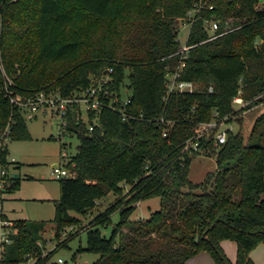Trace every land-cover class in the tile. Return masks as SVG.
<instances>
[{
    "label": "trees",
    "instance_id": "obj_1",
    "mask_svg": "<svg viewBox=\"0 0 264 264\" xmlns=\"http://www.w3.org/2000/svg\"><path fill=\"white\" fill-rule=\"evenodd\" d=\"M15 1L0 0L3 166L10 164L7 141L32 140L11 96L31 98L42 91L69 96L109 75L106 70L112 67L109 91L119 90L129 79L133 95L128 110L143 114V119L124 121L106 106L101 113H89L90 124L99 114L100 125L93 131L78 114L68 117L67 130L80 140L71 158L77 176L60 181L56 239L65 227L82 225L73 212L87 215L108 195L119 196L83 229L87 247H80L74 259L85 251L99 256L93 264H186L206 251L216 264H255L251 252L264 244V112L248 138L228 130L227 142L219 147L210 139L202 141L201 151L183 148L196 127L216 114L242 115L264 104V1H209L214 8L201 12L191 28L187 43L194 48L180 77L197 83L200 91L167 100L166 73L178 66L180 56L172 55L182 48L179 21L196 0ZM212 16L223 22L232 18L239 28L207 41L205 20ZM238 95L248 104L237 111L233 102ZM161 116L166 123L159 125ZM164 128L170 130L168 138L162 135ZM201 154L215 158L217 169L195 183L191 166ZM153 198L160 199V210L148 219L132 220L137 204ZM0 222H8L1 209ZM46 225L17 221L1 264H19L32 252L41 255L38 242ZM103 228L112 229L110 237L102 234ZM72 236L60 246L79 233ZM226 240L237 244L236 261L222 246ZM51 255L38 264H48Z\"/></svg>",
    "mask_w": 264,
    "mask_h": 264
},
{
    "label": "rangeland",
    "instance_id": "obj_2",
    "mask_svg": "<svg viewBox=\"0 0 264 264\" xmlns=\"http://www.w3.org/2000/svg\"><path fill=\"white\" fill-rule=\"evenodd\" d=\"M14 2L16 1L14 0ZM188 21L187 18L186 20L179 21L180 34L178 39L182 45L186 42L189 35L190 28ZM128 73L129 71L127 70L125 76ZM124 84L129 88V79L126 78ZM126 87L121 92L123 99H126L129 94ZM234 107L237 110L243 108L239 104H235ZM262 112H264V104L249 109L243 112L242 115H235L238 117L221 125L220 129L231 130L234 133L242 132L248 138L256 117ZM215 119L218 120V118ZM26 121L32 135V140L6 142L10 162L8 167L9 172L5 179L7 182L6 185H0L1 210L7 216L8 220H10L8 222L9 226H5V228H8L13 234L16 233L14 227L17 221H44L47 223L46 229L42 233L44 252L47 253L46 256L53 253L49 264L57 263L56 261L59 258L64 259L66 264H93L98 258L96 254L83 251L80 255L78 254L76 259L73 257L80 247L83 249L87 247V231L83 229L96 216L113 204L119 196L116 194L108 195L99 201L98 205L87 215H80L73 212L72 215L82 220V225L75 226V233L69 232L70 226L65 227L61 232L60 238L56 239L54 224L56 217L55 201L61 197V180H58L52 174L54 170L53 166L55 164L65 166V163L69 162L68 158H72V156L77 154L80 140L76 134L70 133L58 120L52 119L50 115L40 114L36 119ZM83 121L85 123L87 122L85 114ZM65 152L68 153V158H63ZM216 169V159L201 154L194 159L191 166L190 178L193 182L200 183L204 181L210 172H215ZM15 173L19 174L20 177L13 181L11 175ZM15 182H17L16 187L9 189ZM125 188L127 192L128 187L125 186ZM160 208L161 201L158 198L141 201L137 204L131 219L134 221H140L143 218L148 219L153 213L160 210ZM113 220L116 223L119 222L120 215L116 213L113 216ZM111 230V228H103L102 234L110 237ZM76 233H79V236L71 240L66 247L60 246L63 241L67 238H72V235ZM230 243L235 242L232 241ZM262 247L264 246H257L255 248L256 250L254 249V252L252 251L257 264H264V259L260 253ZM211 257L215 262L212 255Z\"/></svg>",
    "mask_w": 264,
    "mask_h": 264
},
{
    "label": "built area",
    "instance_id": "obj_3",
    "mask_svg": "<svg viewBox=\"0 0 264 264\" xmlns=\"http://www.w3.org/2000/svg\"><path fill=\"white\" fill-rule=\"evenodd\" d=\"M209 1L210 0H196L194 8L189 11L185 18L180 19L186 20L187 18L189 20L188 23L190 31L201 12L206 9L212 10L214 8L213 5H210ZM223 23L224 30L223 32H220ZM237 28H239V26H236L234 23V19L231 18L225 20L224 22L220 19H217L215 16H212L211 18L205 20V29L209 35L207 41L215 40ZM193 48L194 46L189 45L186 40V42L182 45L181 50L172 55H179L180 61L177 67H175L173 70L169 68L166 73L165 79L167 90L164 100H167V98L173 94H195L200 91L199 85L194 81L180 80L181 73L187 64L186 60L189 58L190 51ZM113 72L114 69L112 67H109L106 70V73L109 75H111ZM109 75L103 76L99 79H95L92 83V86H90L88 89L76 90L69 96H63L58 91H42L31 98L11 96V101L21 109L26 120H34L40 114L48 116L50 115L52 119L58 120L66 129L69 125L68 117L71 113H73L78 114L79 118L82 120L85 114L87 117V123L89 124V130L93 131L95 126L100 125L99 114L95 117L93 123L90 124L88 118L89 113H101V110L106 106L117 111L122 116V119L124 121L143 119V114L138 115L128 110L129 106L132 104L131 97L133 95V91L130 87L127 88L126 85L123 84L119 90H115L114 92L109 91L108 87L113 82V79ZM5 76L8 80V83L12 85L13 80L10 79L6 74ZM124 87L127 88L129 93L126 99H123V97H121V92ZM209 91L213 93L214 88L211 86ZM109 95H111L110 98H108ZM105 99H110L109 103H106ZM235 104H239L244 108V106L246 107L248 103L244 101L241 95H238L234 99L233 106H235ZM235 117L237 116L231 115L224 118H218L216 114L215 118H218V120L214 118L210 122L199 124L195 129V134L185 142L183 152L193 153L195 151H201V143L203 140L213 139L214 145L216 147L225 144L228 140V130H221L220 126L226 124ZM156 121L159 122V125L161 123H166V120L163 116L157 118ZM162 135L163 137L168 138L170 136V130L164 128L162 130ZM1 149L2 147L0 146V152ZM63 158H68L67 152L64 153ZM68 160L69 162L65 163V166H62L60 164H55L53 166L54 170L52 174L58 180L74 178L77 176L75 165L71 164L72 159L68 158ZM8 167L9 165L7 167L3 166L0 159V185H6L7 183L5 179L7 178V173L9 172ZM8 224V222H1L0 224V264L3 262L6 246L11 244L12 242V233L8 228H5V226H9ZM69 228L70 233H75V226H70ZM38 245L43 248L42 254L39 255L38 252L29 253L26 256L25 261L19 264H38V260L41 257H46L47 253L44 252V245L42 243V240L38 242ZM56 262L57 264H65V261L62 258H59Z\"/></svg>",
    "mask_w": 264,
    "mask_h": 264
},
{
    "label": "crops",
    "instance_id": "obj_4",
    "mask_svg": "<svg viewBox=\"0 0 264 264\" xmlns=\"http://www.w3.org/2000/svg\"><path fill=\"white\" fill-rule=\"evenodd\" d=\"M257 107H259V106H257ZM19 177H20V175H19ZM0 209H1V204H0ZM8 222H10V220H8ZM0 224H1V222H0ZM230 242H232V241H229V240L223 241L222 242V246H223L226 254L228 255V257L232 261H236L237 251H238L237 244L236 243H230ZM259 246H264V245H259ZM253 252H251V257L254 260L255 258H254V253ZM260 253H261V255H262L263 259H264V247H262L260 249ZM98 258H99V256H98ZM254 261H255V264H257V261L256 260H254ZM186 264H216V263L213 261V259H212L211 255L209 254V252L204 251V252L199 253L195 257L191 258L190 260H188V262Z\"/></svg>",
    "mask_w": 264,
    "mask_h": 264
},
{
    "label": "water",
    "instance_id": "obj_5",
    "mask_svg": "<svg viewBox=\"0 0 264 264\" xmlns=\"http://www.w3.org/2000/svg\"><path fill=\"white\" fill-rule=\"evenodd\" d=\"M260 1L263 2L264 0H260ZM13 177H14L15 179H18V178H19V174H16V173H15V174L13 175Z\"/></svg>",
    "mask_w": 264,
    "mask_h": 264
}]
</instances>
